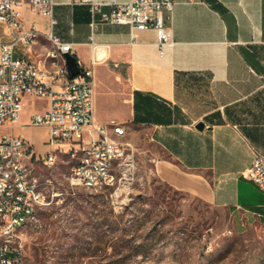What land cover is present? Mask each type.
Segmentation results:
<instances>
[{"label": "crops", "instance_id": "crops-1", "mask_svg": "<svg viewBox=\"0 0 264 264\" xmlns=\"http://www.w3.org/2000/svg\"><path fill=\"white\" fill-rule=\"evenodd\" d=\"M54 1L52 25L23 7L24 25L38 31L33 57L42 60L49 30L70 42L92 71L96 121L138 129L165 154L153 159L158 178L225 211L234 232L264 226V192L243 175L264 157V0H174L161 49L153 29L100 22L91 30L87 2ZM28 98L14 134L32 140L24 124L46 101L26 111ZM40 134L45 141L46 129Z\"/></svg>", "mask_w": 264, "mask_h": 264}, {"label": "built area", "instance_id": "built-area-1", "mask_svg": "<svg viewBox=\"0 0 264 264\" xmlns=\"http://www.w3.org/2000/svg\"><path fill=\"white\" fill-rule=\"evenodd\" d=\"M81 1L89 4L91 30L100 22L126 24L132 30L153 29L160 49L170 40L165 19L174 0ZM105 4L110 6L109 11L101 12L96 21L94 13ZM54 5V0H0V126H13L17 122L25 97L42 98L46 107L31 113L24 125L47 131L44 144L48 148L40 157L43 164L48 165L51 156L62 153L81 155V148L91 149V159H83L81 169L71 166L63 176L65 184L49 180L43 190H29V183L37 178L30 166L31 159L38 158L32 144L20 134L0 133V264H23L26 229L37 221L27 217V209L63 202L65 194H74L76 185L108 186L113 179L107 178V170H112L115 164L119 166V161H127L125 170L134 164L131 143L117 138L125 133V126L114 120L95 119L92 71L76 59L80 71L70 78L66 65L64 71H57V61H51V53L74 56L71 43L49 30L45 33L49 46L42 60L33 57L38 31L24 25L23 7L48 17L52 25ZM85 161H95L97 171L86 170ZM243 175L264 192V157L255 156ZM8 188L18 189L21 202H13Z\"/></svg>", "mask_w": 264, "mask_h": 264}, {"label": "rangeland", "instance_id": "rangeland-1", "mask_svg": "<svg viewBox=\"0 0 264 264\" xmlns=\"http://www.w3.org/2000/svg\"><path fill=\"white\" fill-rule=\"evenodd\" d=\"M42 106L33 97L24 108ZM105 113L118 114L116 108ZM28 127L32 140L25 138L38 157L30 161L32 173L65 184L76 159L62 153L43 164V127ZM2 132L14 133V125H1ZM117 138L131 143L133 167L115 164L112 184L76 185L63 202L37 208V221L26 229L23 264H264V226L234 232L225 211L158 178L153 159L165 154L138 129Z\"/></svg>", "mask_w": 264, "mask_h": 264}, {"label": "bare ground", "instance_id": "bare-ground-1", "mask_svg": "<svg viewBox=\"0 0 264 264\" xmlns=\"http://www.w3.org/2000/svg\"><path fill=\"white\" fill-rule=\"evenodd\" d=\"M51 61H57V71H64L65 69V60L63 55L59 53H51ZM70 157L76 159L75 164L72 166L74 169H81L83 159H91V149L90 148H81V155H69ZM56 156H51V160L48 165L54 163ZM127 163V162H126ZM124 164L123 161H119V166ZM122 167V166H121ZM85 168L88 171H97V164L95 161H85ZM127 168V167H126ZM1 178V170H0ZM107 178L113 179L112 170H107ZM50 179L48 177L39 180L38 178L32 179V182L29 183V190L41 191L46 187L47 181ZM8 195L13 196V202H21V193H18L17 188H8ZM37 208L27 209V217L34 218V214ZM2 260V253H0V262Z\"/></svg>", "mask_w": 264, "mask_h": 264}, {"label": "water", "instance_id": "water-1", "mask_svg": "<svg viewBox=\"0 0 264 264\" xmlns=\"http://www.w3.org/2000/svg\"><path fill=\"white\" fill-rule=\"evenodd\" d=\"M63 56H64L66 68L69 72V77L72 78L77 76L80 70L76 64V58L68 53H64ZM201 126L202 123H197L196 125V127L198 128H201Z\"/></svg>", "mask_w": 264, "mask_h": 264}, {"label": "trees", "instance_id": "trees-1", "mask_svg": "<svg viewBox=\"0 0 264 264\" xmlns=\"http://www.w3.org/2000/svg\"><path fill=\"white\" fill-rule=\"evenodd\" d=\"M36 261H37V259H36Z\"/></svg>", "mask_w": 264, "mask_h": 264}]
</instances>
